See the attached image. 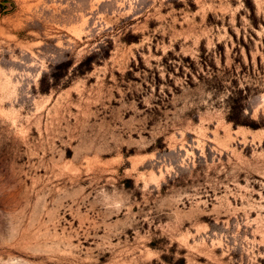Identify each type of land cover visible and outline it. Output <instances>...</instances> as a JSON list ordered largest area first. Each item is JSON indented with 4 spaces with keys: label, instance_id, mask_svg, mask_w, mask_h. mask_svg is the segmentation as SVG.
Returning <instances> with one entry per match:
<instances>
[{
    "label": "rangeland",
    "instance_id": "1",
    "mask_svg": "<svg viewBox=\"0 0 264 264\" xmlns=\"http://www.w3.org/2000/svg\"><path fill=\"white\" fill-rule=\"evenodd\" d=\"M0 264H264V0H0Z\"/></svg>",
    "mask_w": 264,
    "mask_h": 264
}]
</instances>
